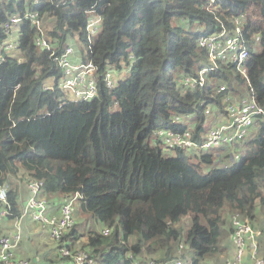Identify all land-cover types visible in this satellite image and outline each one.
<instances>
[{
  "label": "trees",
  "instance_id": "obj_1",
  "mask_svg": "<svg viewBox=\"0 0 264 264\" xmlns=\"http://www.w3.org/2000/svg\"><path fill=\"white\" fill-rule=\"evenodd\" d=\"M26 1L1 0L0 24L22 11ZM35 8L58 43L56 53L74 32L85 43L89 14L101 15L91 48L79 54L97 67V95L71 100L59 87L63 73L50 51L35 46L34 29L22 21L21 61L12 56L0 62V185L9 186L16 177L25 183L42 179L49 203L60 195L55 196L58 208L77 193L74 224L61 240L71 249L86 248L94 259L99 254L101 264H145L148 259L164 264L175 259L177 264L180 245L191 251L194 263L213 257L220 251L222 223L233 234L234 213L248 216L264 232L259 225L264 217V114L255 115L235 161L224 167L202 170V164L212 163L211 153L193 154L194 161L185 157V149L176 148L177 155L168 157L150 144L158 129H190L194 140L203 141L208 114L220 115L215 124L229 121L224 99L236 88L225 67L235 70L237 80H246L249 94L264 109V0H49ZM236 18L248 45L246 76L232 64H220L203 84L184 86V77L198 76L207 62L198 38L218 32L221 23L233 28ZM121 59L130 64L129 75L106 86L109 65L120 67ZM50 76L54 82L48 88ZM221 82L225 89L219 92ZM113 102L117 110L111 109ZM188 114L195 116L190 125L181 121ZM7 199L9 216L19 214L16 187L8 189ZM86 210L102 228H111L110 239L77 218ZM76 227L87 229L79 244ZM57 258L52 262L63 259Z\"/></svg>",
  "mask_w": 264,
  "mask_h": 264
},
{
  "label": "built area",
  "instance_id": "obj_2",
  "mask_svg": "<svg viewBox=\"0 0 264 264\" xmlns=\"http://www.w3.org/2000/svg\"><path fill=\"white\" fill-rule=\"evenodd\" d=\"M1 1V0H0ZM28 1V0H27ZM26 1V2H27ZM24 4V9L20 12H12L7 15L0 24L3 37L0 38V62L6 57L17 56L19 46L18 35H10L12 27L19 25L22 21H29L34 29L33 43L38 48L50 51L57 66L61 69L63 75L59 82V87L68 91L71 100H85L97 95L96 70L97 67L91 60L73 63L70 55L73 53L71 46H65L61 52L56 53L58 43L54 42L48 35V31L41 14L35 8L36 4L44 3L49 0H29ZM213 1V0H211ZM32 6V7H31ZM242 18V16H241ZM101 15L91 11L86 24V48H91L92 38L101 29ZM242 22L238 18L234 21L233 28L228 29L221 23V29L218 32L201 35L198 38V45L206 52L207 64L199 68L198 76H186L183 79L184 86H195L203 84L210 70L218 68L220 64H232L235 69L246 76L245 60L248 56V45L246 37L243 34ZM259 36H255L258 41ZM105 84L108 87L115 85L109 72L106 73ZM225 89L224 85L218 87L221 92ZM225 113L228 122L214 124L207 132L203 141L198 142L193 139L190 129L184 132H175L171 129H158L157 136L163 137L165 143L171 148H194L217 146L226 142H234L243 138L247 132L256 114H264V109L257 104L254 96L251 94L248 98H243L240 102L231 99L226 95L224 99ZM179 119V118H178ZM230 131L229 133H227ZM43 180L29 179L26 182V196L21 207L19 218H28L37 223L49 227L50 236L56 240L58 245V254L63 259L58 262H43L41 264H93L94 258L86 248L80 247L71 249L61 239L68 229L74 224L72 211L73 201L78 194L66 196L67 199L60 207L59 216H54L49 212L48 199L42 194ZM8 187L5 184L0 185V221L12 214L11 205L7 199ZM233 236L236 244V253L233 258L226 259L222 264H241L247 246H252L250 253V262L247 264H264V255L256 253V240L260 231L254 228L248 216L234 213L231 219ZM111 229L106 227L101 233L109 234ZM21 237L20 225L13 231L2 233L0 235V264H28V260L15 256L13 247L19 242ZM181 247V245H180ZM179 264V260L176 261ZM145 264H164L155 259H148Z\"/></svg>",
  "mask_w": 264,
  "mask_h": 264
},
{
  "label": "rangeland",
  "instance_id": "obj_3",
  "mask_svg": "<svg viewBox=\"0 0 264 264\" xmlns=\"http://www.w3.org/2000/svg\"><path fill=\"white\" fill-rule=\"evenodd\" d=\"M174 23L180 24L181 22L179 20H175ZM194 26H197L199 29L202 28V26H199L197 24H195ZM18 34H19V25H15L12 27V31H11L10 35H12V36L16 35L17 36ZM86 43L87 42L83 43L82 40L78 37V33L74 32V34L71 36V38L69 40V43L67 42L66 46H71L73 49L72 52L75 53L76 55H79V54H81V52L85 53L84 51H85V47H86L85 44ZM82 50H84V51H82ZM255 50L256 51L260 50L259 44H256ZM120 63H121L120 67H116L113 64H110L109 68H108V72L110 73L114 83H116L119 79L125 78L129 75L130 64L125 62L122 59L120 60ZM207 63L208 62H206V64ZM224 71H225V73H227V74L231 75V77H233V85L236 88V91L232 92L233 94H228V95L234 96V100L236 102H240L243 98H247V97L249 98L250 94H249L247 82L244 79L245 77L242 75L244 80H237V78L235 77V74H234L235 73L234 69L225 67ZM174 73L176 76L178 73L177 70H176V72L174 71ZM53 82H54L53 76L47 77L45 79V83L48 85H52ZM220 85H224V83L221 82L219 84V86ZM226 104H227V102L225 101V105ZM111 109L117 110L118 105L115 102H113ZM219 118H220V115H219V117H217L215 114H208L207 115V120L203 122V124L206 126V129H207L206 132L218 121ZM174 119H176V121H177L178 117L175 116ZM181 121H187L190 125V123L195 122V116H194V114H188V115L182 117ZM254 122L255 121L253 120L252 123L250 124L248 130L250 128H252V126L254 125ZM150 144L154 147L158 146L161 149V152L164 156L172 157V156L177 155L176 148L168 147L167 144L165 143L163 137L157 136L156 131L151 133ZM241 146H242V144H241L240 140L235 137L234 143L230 144V145L229 144H223V145L208 146V147H203V148H201V147H194V148L185 147L184 148L185 149L184 154H185V157L187 156V154L191 155L192 156L191 160L196 161V157H194L193 154L211 153L213 156L212 163L202 164V166H203L202 170H205V167H209V168L213 167V166L224 167L226 165H230L231 163H233L235 161L236 153L241 149ZM188 160H190V159H188ZM14 181H19V180L14 179ZM77 201H79V200H77ZM75 205L77 206L76 201L73 204L74 208H75ZM222 213H224L225 217H227V214L225 211H223ZM77 215H78L77 218L79 220L82 219V220H84V223H86V222L89 223L90 226L93 227L92 229H98L99 227H101L98 220L92 215V213L90 211H87V210L86 211H79ZM254 228L259 230L258 228H256V226H254ZM112 235H113V232H111L109 235H106V237L104 239L107 241L108 239H110L112 237ZM258 236H260V234ZM220 237H221L220 242L223 241L224 239L228 238L227 222L222 223ZM220 242H219V246L221 245ZM51 245H54L53 241H51ZM58 245H59V243H58ZM19 246H20V252L23 255H28L29 252L30 253L33 252L31 249H29L30 244L28 242H24V240L20 242ZM14 247H13V251H14ZM22 249H26V250L22 251ZM246 249H248V247ZM28 250H29V252H28ZM245 251H247V250H245ZM16 252H17V248H16ZM177 253L182 254V257L177 259V260H179V264H203V261L210 260L212 258L211 255H205L203 258L199 259V261H197V263H194L192 261L191 251H189L186 248H183L182 245H181V248L178 250ZM247 255H249V253ZM15 256H17V255H15ZM22 257L23 256H21V258ZM214 258H213V260H214ZM100 260H101L100 255L99 254L96 255L93 264H101ZM174 261H175V259L170 260L169 264H175Z\"/></svg>",
  "mask_w": 264,
  "mask_h": 264
},
{
  "label": "crops",
  "instance_id": "obj_4",
  "mask_svg": "<svg viewBox=\"0 0 264 264\" xmlns=\"http://www.w3.org/2000/svg\"><path fill=\"white\" fill-rule=\"evenodd\" d=\"M70 60L73 63H79L81 61V57L80 55H76L75 53H72L70 55ZM47 87L50 88L51 86L47 85ZM231 99L234 100V96H231ZM216 116L219 117V115H216ZM248 128H247V131H248ZM229 132L230 131H228L227 133ZM205 135H206V132L204 133V137ZM233 143L234 142L232 143L226 142L223 144L230 145ZM236 156H237V153H236ZM14 179H18L19 181H14ZM7 187L8 189L12 187L17 188L18 199H19L20 210H21V207L23 205V202L26 196L25 180H21L18 177L13 178L12 184H10L9 186L7 185ZM55 196H60V195L52 196L50 203H49V212L51 214L59 216L60 208H58V206H59L60 200L58 199V197H55ZM229 221H230V217H229ZM260 224L264 227V217L261 219V222L259 223V225ZM19 225H20L21 237H20L19 242L14 247V251H13L15 252L14 254L17 255V257L21 258V256H23L22 258L28 260V264H41L43 262H52L58 259L57 258L58 253H59L58 252V242L50 236V231L47 225L37 223L28 218L20 219L18 214L11 216V217L7 216L0 221V235L2 233H7L8 231H13L15 227ZM102 226L104 225H101V227H99L96 230L102 231V229H104L102 228ZM227 230H228V227H227ZM77 231L78 233H81V236L76 239L75 243L79 244V243L84 242V239H86L85 233L87 229L86 230L77 229ZM260 234H261L260 236L255 238L256 244H257L256 253L258 255H264V232L262 231ZM23 240L24 242H28L30 244L29 249L33 251L32 253H30L28 250L29 252L28 255H23L20 252L19 244ZM51 241L54 242V245H51ZM220 244H221L219 246L220 251L216 253L217 256L215 255L216 257L213 256L210 260L203 261V264H222L226 259L233 258L235 256L236 244H235L234 236L231 232H229V230H228V238L221 241ZM16 248H17V252H16ZM25 250L26 249H22V251H25ZM246 250L247 251H245L243 258L241 259V264H247L250 262V253L253 250V247L249 246L248 249ZM248 253L249 255H247Z\"/></svg>",
  "mask_w": 264,
  "mask_h": 264
},
{
  "label": "clouds",
  "instance_id": "obj_5",
  "mask_svg": "<svg viewBox=\"0 0 264 264\" xmlns=\"http://www.w3.org/2000/svg\"><path fill=\"white\" fill-rule=\"evenodd\" d=\"M178 118H179V117H178ZM178 120H179V119H177V121H178ZM246 133H247V132H246ZM241 139H242V138H240L239 140L241 141ZM182 149H184V148H182ZM110 229H111V228H110ZM110 232H111V231H110Z\"/></svg>",
  "mask_w": 264,
  "mask_h": 264
}]
</instances>
